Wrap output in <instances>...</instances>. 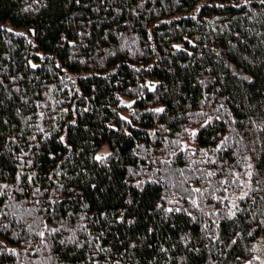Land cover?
<instances>
[{"label":"trees","instance_id":"obj_1","mask_svg":"<svg viewBox=\"0 0 264 264\" xmlns=\"http://www.w3.org/2000/svg\"><path fill=\"white\" fill-rule=\"evenodd\" d=\"M250 262L261 0H0V264Z\"/></svg>","mask_w":264,"mask_h":264},{"label":"rangeland","instance_id":"obj_2","mask_svg":"<svg viewBox=\"0 0 264 264\" xmlns=\"http://www.w3.org/2000/svg\"><path fill=\"white\" fill-rule=\"evenodd\" d=\"M7 26H8V28H14V29H17V30H21V31H23V29L15 28V27H13V26L10 25V24H8ZM119 101H120V103H122V104L128 105V104L131 103L132 98L127 97V96H122V95H121V96L119 97ZM123 111H125V112H122L121 114H122L123 116H126V115H127V114H126V110H123ZM106 151H107V147H106V145H104V146H102V147L96 152V156H102V155H104V154L106 153Z\"/></svg>","mask_w":264,"mask_h":264},{"label":"snow or ice","instance_id":"obj_3","mask_svg":"<svg viewBox=\"0 0 264 264\" xmlns=\"http://www.w3.org/2000/svg\"><path fill=\"white\" fill-rule=\"evenodd\" d=\"M261 3L264 4V0H261ZM33 67H35V65H33ZM156 111H163V109H157ZM109 155H110V153H109ZM95 159L102 160V159H106V157L96 156ZM209 175H212V173H209ZM195 191L198 192V191H200V189H196ZM168 211H172V209H169ZM177 211H179V209H177ZM250 264H251V262H250Z\"/></svg>","mask_w":264,"mask_h":264}]
</instances>
